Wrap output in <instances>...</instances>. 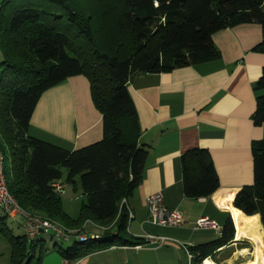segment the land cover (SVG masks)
Listing matches in <instances>:
<instances>
[{
    "label": "trees",
    "instance_id": "trees-1",
    "mask_svg": "<svg viewBox=\"0 0 264 264\" xmlns=\"http://www.w3.org/2000/svg\"><path fill=\"white\" fill-rule=\"evenodd\" d=\"M6 6L2 4L0 9V146L9 154L8 190L26 212L67 228H81L86 220L105 227L100 235H86L85 241L76 237L64 240H75L65 249L34 242L26 245L25 235L10 234L4 214L0 232L8 237L13 261L30 260L37 247L40 254L56 248L65 260L76 261L116 243L142 244L143 239L128 237V214L120 207L122 198L140 184L148 155L147 147L125 139L123 122L135 119L128 81L134 74L170 72L215 58L218 50L212 37L220 30L257 23L264 32V0L108 1L96 14L103 21L98 34L106 37L114 32L108 44L93 36V14L81 18L72 0H35L12 8L8 17L3 11ZM253 50L264 53V38ZM78 75L89 81L92 101L101 113L102 138L69 151L30 136V119L41 95ZM254 90L253 121L262 125L264 69ZM127 129L133 138L138 136L133 124ZM251 153L253 184L235 195L233 205L247 216L258 214L264 225V138L252 142ZM180 162L186 197H208L218 188V175L207 149H189ZM63 170L71 184L76 185L73 178H79L85 198L79 217L65 212L61 194L51 186L62 179ZM235 208L230 207L231 212L240 213ZM220 234L217 242L191 248L198 253L194 264L208 257L215 259L214 250L233 239L230 219ZM38 242L47 243L44 239Z\"/></svg>",
    "mask_w": 264,
    "mask_h": 264
},
{
    "label": "crops",
    "instance_id": "crops-1",
    "mask_svg": "<svg viewBox=\"0 0 264 264\" xmlns=\"http://www.w3.org/2000/svg\"><path fill=\"white\" fill-rule=\"evenodd\" d=\"M262 38L264 32L257 23L229 27L212 37L218 50L215 58L170 72L134 74L127 83L135 119L123 122L125 139H135L138 145L147 147L148 155L140 184L122 198L125 203L121 200L120 207L127 214L133 213L127 220L128 237L165 236L169 238L165 245L116 243L76 261L65 260L56 248L48 247L40 254L37 247L30 260L26 257L16 262L8 237L0 232V264H188L186 250L220 240L228 219L234 226L233 239L214 250L215 259L206 260L216 264L252 260L256 245L250 236L259 237L264 244V225L258 214L245 215L233 201L243 187L253 184L251 144L264 138V124L255 125L253 121L254 86L264 69V53L253 49ZM132 124L138 132L136 138L127 129ZM28 134L69 151L99 141L102 118L92 101L87 77L74 76L46 90L34 109ZM192 148L209 151L218 175V188L208 197L192 199L184 195L180 157ZM59 182L63 183L62 179ZM157 193L168 210L178 211L183 223L159 226L149 220L146 199ZM230 207L240 213H232ZM63 209L69 216L79 217L64 205ZM201 217L214 221L217 228L196 230L195 223ZM17 224L21 234L6 226L13 236L23 237L22 222ZM104 230L86 220L81 234L100 235ZM42 235L26 238V245H50L38 242Z\"/></svg>",
    "mask_w": 264,
    "mask_h": 264
},
{
    "label": "built area",
    "instance_id": "built-area-1",
    "mask_svg": "<svg viewBox=\"0 0 264 264\" xmlns=\"http://www.w3.org/2000/svg\"><path fill=\"white\" fill-rule=\"evenodd\" d=\"M3 161L4 154L0 146V208L6 216L11 217L16 222H22L24 233L27 239L33 240L43 233L51 235L49 234L51 231L53 236L62 240H68L73 237H76L81 241L86 240L85 234H76L74 230L59 224L55 220L40 215L31 214L23 210L8 190L4 174ZM51 186L54 191L60 194L64 191V184L59 181L53 182ZM123 203H125V200H122L121 204ZM146 206L149 220L155 225L178 226L183 223V220L177 210H168L164 206L162 202V195L160 193L147 197ZM132 217L133 213L128 211V218L131 219ZM208 228L214 229L217 228V225L214 221L208 219L207 217H201L195 223L196 230ZM168 240L169 238L165 236L148 234L144 236L142 245L160 247L165 245ZM186 253L188 256V264H194L193 261L198 256V253H193L189 250H186ZM205 260L206 259H203L198 264H204Z\"/></svg>",
    "mask_w": 264,
    "mask_h": 264
},
{
    "label": "rangeland",
    "instance_id": "rangeland-1",
    "mask_svg": "<svg viewBox=\"0 0 264 264\" xmlns=\"http://www.w3.org/2000/svg\"><path fill=\"white\" fill-rule=\"evenodd\" d=\"M108 1H112L115 3V0H72L73 4L77 5V13L81 18H85L86 19V15H88L89 13L93 14V18H92V22H90L92 24V29H93V36L98 40V42H104L105 44L111 43L112 39H113V35L114 32L110 33V26L108 25L109 23L107 22V17H104V24L107 25L106 26V30L109 31L110 34H108L106 37L105 36H101L99 33V23L103 22L102 19H100L98 16H96V14L99 12L98 9H100L103 6H106ZM35 3V0H0V9H1V5L5 4L7 5L3 11L6 15V17L9 16L12 8H16V7H20V6H25V5H29V4H33ZM117 7V6H115ZM98 11V12H97ZM104 37V38H103ZM85 38H81L80 41L84 40ZM79 43V41H78ZM77 43V44H78ZM86 46V45H85ZM77 47V46H76ZM1 52H0V62H1ZM3 154H4V161H3V166H4V174H5V178L8 179L9 178V173H10V162H9V154L6 150H3ZM62 182L67 184V187L64 188V194L62 195V203L65 206V208L69 211L70 214H75L78 212H80V209L82 207V203H83V195L80 196V188H79V182L77 183V180H79V178L76 176V178L74 177L73 180L76 181V185L71 184V182L67 179V173H65V171L63 170V175H62ZM77 189V190H75ZM0 216H4V213L2 211V209H0ZM5 223L6 225L11 228L14 233L17 234H21L22 233V229L21 227L17 224V222L15 220H13L11 217L6 216L5 217ZM85 223V222H84ZM83 223V224H84ZM71 230H74V232L80 233L82 231H84L81 228L77 227V228H70ZM43 239L50 244L49 246L53 247V245H56L57 247H61V248H67V247H71L75 240H71V241H64L62 239H59L53 235H47L44 234L42 235ZM77 242V241H76ZM56 243V244H54ZM217 260V259H216Z\"/></svg>",
    "mask_w": 264,
    "mask_h": 264
},
{
    "label": "bare ground",
    "instance_id": "bare-ground-1",
    "mask_svg": "<svg viewBox=\"0 0 264 264\" xmlns=\"http://www.w3.org/2000/svg\"><path fill=\"white\" fill-rule=\"evenodd\" d=\"M246 234L243 233L242 235H246ZM247 235H249V234H247ZM250 237L253 239V241H254V243L256 245V249H255V252H254V258L252 260H248V261H246L245 263H242V264H261V260H262V252H261L262 251L261 250L262 246L261 245H264V244L261 243L259 237H257V236H250ZM262 263H264V262H262ZM204 264H216V263H214L210 259H207L204 262Z\"/></svg>",
    "mask_w": 264,
    "mask_h": 264
},
{
    "label": "water",
    "instance_id": "water-1",
    "mask_svg": "<svg viewBox=\"0 0 264 264\" xmlns=\"http://www.w3.org/2000/svg\"><path fill=\"white\" fill-rule=\"evenodd\" d=\"M49 234H51V235H52L53 233L50 231V232H49Z\"/></svg>",
    "mask_w": 264,
    "mask_h": 264
}]
</instances>
